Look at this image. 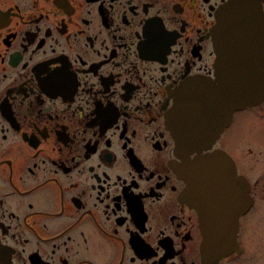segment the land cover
Returning a JSON list of instances; mask_svg holds the SVG:
<instances>
[{
  "label": "flooded vegetation",
  "instance_id": "1",
  "mask_svg": "<svg viewBox=\"0 0 264 264\" xmlns=\"http://www.w3.org/2000/svg\"><path fill=\"white\" fill-rule=\"evenodd\" d=\"M228 1L0 0V264H264V175L252 148L227 146L264 101L191 154L224 149L250 180L220 256L172 123L183 93L217 79Z\"/></svg>",
  "mask_w": 264,
  "mask_h": 264
},
{
  "label": "water",
  "instance_id": "2",
  "mask_svg": "<svg viewBox=\"0 0 264 264\" xmlns=\"http://www.w3.org/2000/svg\"><path fill=\"white\" fill-rule=\"evenodd\" d=\"M238 1L230 0L221 15L219 84L212 81L203 93H194L183 101L179 117L191 130V150L212 144L236 109L264 100V19L256 13L250 29L248 18L237 17ZM185 168L182 171L195 190L214 191L216 200L211 201V198L210 204H215L216 208L225 204L221 198L234 197L244 203L247 180L237 175L236 164L228 153L216 151L197 157ZM212 218L220 226V218L225 215L214 210ZM221 230L220 226L213 235H208V246L213 249L209 248L207 254L211 256L226 253V249L234 244L233 237L219 236Z\"/></svg>",
  "mask_w": 264,
  "mask_h": 264
},
{
  "label": "rangeland",
  "instance_id": "3",
  "mask_svg": "<svg viewBox=\"0 0 264 264\" xmlns=\"http://www.w3.org/2000/svg\"><path fill=\"white\" fill-rule=\"evenodd\" d=\"M240 115L231 129L227 146L239 158L242 157V151L252 148L251 154L254 155L252 173L254 179H257L264 175V121L250 119L252 113L249 110L243 111Z\"/></svg>",
  "mask_w": 264,
  "mask_h": 264
},
{
  "label": "snow or ice",
  "instance_id": "4",
  "mask_svg": "<svg viewBox=\"0 0 264 264\" xmlns=\"http://www.w3.org/2000/svg\"><path fill=\"white\" fill-rule=\"evenodd\" d=\"M205 147H208V146H205ZM193 151H196V149L194 148ZM196 159V158H195ZM235 170V169H234ZM235 178V177H234Z\"/></svg>",
  "mask_w": 264,
  "mask_h": 264
}]
</instances>
